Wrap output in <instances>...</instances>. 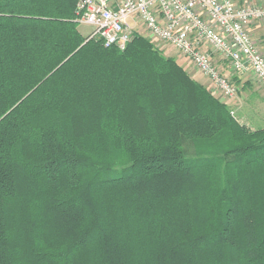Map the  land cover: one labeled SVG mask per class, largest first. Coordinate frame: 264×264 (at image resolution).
Listing matches in <instances>:
<instances>
[{
  "label": "trees",
  "instance_id": "1",
  "mask_svg": "<svg viewBox=\"0 0 264 264\" xmlns=\"http://www.w3.org/2000/svg\"><path fill=\"white\" fill-rule=\"evenodd\" d=\"M77 1L0 0V264H264V129Z\"/></svg>",
  "mask_w": 264,
  "mask_h": 264
},
{
  "label": "built area",
  "instance_id": "2",
  "mask_svg": "<svg viewBox=\"0 0 264 264\" xmlns=\"http://www.w3.org/2000/svg\"><path fill=\"white\" fill-rule=\"evenodd\" d=\"M76 16L105 48L123 51L141 33L172 48L228 98L236 87L225 71L264 88V53L249 30L264 20V0H78Z\"/></svg>",
  "mask_w": 264,
  "mask_h": 264
},
{
  "label": "rangeland",
  "instance_id": "3",
  "mask_svg": "<svg viewBox=\"0 0 264 264\" xmlns=\"http://www.w3.org/2000/svg\"><path fill=\"white\" fill-rule=\"evenodd\" d=\"M78 30L84 38L90 39L92 34L91 28L78 25ZM133 36H139L149 41L163 57L173 59L190 77L194 72L198 73V71L191 64H189L186 59L177 54L172 48L153 41L148 36L143 35V33L135 34ZM262 53H264V50H262ZM225 72L226 75L231 78V82L236 87V95L234 97L228 98L218 92L212 87L211 83L205 77V82L201 85L206 88V90L209 91L217 100L226 105L231 112V115L239 123H252V126H264V88L259 85L255 77L251 74H245L242 77H237L234 73ZM184 146L189 156H192L195 152L193 146L189 143H186Z\"/></svg>",
  "mask_w": 264,
  "mask_h": 264
},
{
  "label": "crops",
  "instance_id": "4",
  "mask_svg": "<svg viewBox=\"0 0 264 264\" xmlns=\"http://www.w3.org/2000/svg\"><path fill=\"white\" fill-rule=\"evenodd\" d=\"M249 30L252 33V35L254 36V38L257 40V42H259L261 49L264 50V20L253 23L250 26ZM191 77L200 84H204V82H205L204 77L197 72H194ZM238 77H240V76H238ZM239 124H241V123H239ZM241 125L246 126L247 128H249L252 131H255L258 129H264V126H256V125L252 126L253 125L252 123H243Z\"/></svg>",
  "mask_w": 264,
  "mask_h": 264
}]
</instances>
